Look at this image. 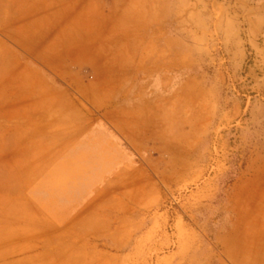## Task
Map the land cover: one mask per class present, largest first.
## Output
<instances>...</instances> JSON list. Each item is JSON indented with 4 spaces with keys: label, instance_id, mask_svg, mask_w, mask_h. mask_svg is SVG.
Masks as SVG:
<instances>
[{
    "label": "rangeland",
    "instance_id": "1",
    "mask_svg": "<svg viewBox=\"0 0 264 264\" xmlns=\"http://www.w3.org/2000/svg\"><path fill=\"white\" fill-rule=\"evenodd\" d=\"M76 6L81 76L108 75L113 87L151 105L127 129L150 152L144 162L162 185L161 199L114 206L70 253L51 236L53 249L42 258L38 236L47 231L36 226L54 224L34 225L28 212L30 233L0 234V264H209L222 255L218 235L254 233L261 222L264 238V0ZM17 131L0 126L1 223L34 202L25 191L32 177L19 176L32 173V162L9 161L24 153ZM16 202L23 203L17 211L9 207ZM15 237L32 245L21 248Z\"/></svg>",
    "mask_w": 264,
    "mask_h": 264
},
{
    "label": "crops",
    "instance_id": "2",
    "mask_svg": "<svg viewBox=\"0 0 264 264\" xmlns=\"http://www.w3.org/2000/svg\"><path fill=\"white\" fill-rule=\"evenodd\" d=\"M78 2L0 0V116L6 114L0 126L24 130L16 132V145L24 153L9 161L32 162L31 175L19 176L32 177L25 191L34 201L25 204L23 216L16 212L7 223L0 222V234L27 235L33 215L34 225L54 224L36 226L47 231L38 236L45 238L36 255L40 258L52 251L51 236L70 253L74 240L107 222L114 206L148 207L159 203L162 194L152 166L144 162L147 146L127 129L151 105L135 99V91L113 87L108 75L81 76ZM22 205L9 207L17 211ZM262 227L260 222L254 233L250 227L218 235L222 255L209 264H264ZM16 240L21 248L31 243L27 237ZM29 257L26 263H32Z\"/></svg>",
    "mask_w": 264,
    "mask_h": 264
},
{
    "label": "bare ground",
    "instance_id": "3",
    "mask_svg": "<svg viewBox=\"0 0 264 264\" xmlns=\"http://www.w3.org/2000/svg\"><path fill=\"white\" fill-rule=\"evenodd\" d=\"M36 225V224H35Z\"/></svg>",
    "mask_w": 264,
    "mask_h": 264
}]
</instances>
